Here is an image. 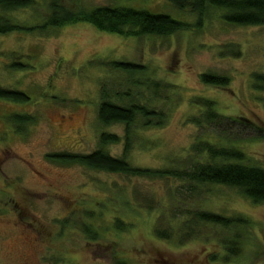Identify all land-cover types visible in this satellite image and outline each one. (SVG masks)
Instances as JSON below:
<instances>
[{
  "label": "rangeland",
  "instance_id": "obj_1",
  "mask_svg": "<svg viewBox=\"0 0 264 264\" xmlns=\"http://www.w3.org/2000/svg\"><path fill=\"white\" fill-rule=\"evenodd\" d=\"M101 6L196 23L190 11L165 0H35V6L5 15L38 27L61 12ZM222 15L212 10L200 30L166 38L124 37L85 22L0 34V87L31 98L26 105L0 101V264H264V203L234 188L190 192L177 179L129 177L47 158L89 154L103 133L120 137L108 151L124 156V126L104 127L98 120L101 86L130 87L128 75L102 65L121 61L147 67L137 77L164 86L151 104L167 116L162 127L134 129L131 165L189 169L200 161L193 146L207 140L241 150L245 165L264 169V87L255 80L264 75V26L231 25ZM15 62L25 67L16 70ZM204 74L227 77L228 85L205 84ZM132 88L142 102L150 101L146 90ZM199 99L213 103L215 123H195L205 111ZM14 113L35 122L18 134L6 121ZM196 211L241 224L195 223L189 216ZM157 229L173 237H159Z\"/></svg>",
  "mask_w": 264,
  "mask_h": 264
},
{
  "label": "trees",
  "instance_id": "obj_2",
  "mask_svg": "<svg viewBox=\"0 0 264 264\" xmlns=\"http://www.w3.org/2000/svg\"><path fill=\"white\" fill-rule=\"evenodd\" d=\"M181 11H190L196 16V23L179 20L170 13H155L149 10H139L129 7L101 6L92 10H84L79 14H56L47 22L38 27L21 26L8 18L5 14L20 9L35 6V0H0V34L13 32L30 33L34 29L45 31L60 28L65 25L85 22L93 25L102 32L112 33L124 37L155 36L166 38L180 32L200 30L212 10H220L222 19L235 26H264V0H165ZM65 12V11H64ZM102 65L110 71H118L128 75L130 87L125 90H114L106 84L101 86L98 120L104 127L123 125L125 128V150L123 157H114L108 151V146L120 143V137L115 134L103 133L99 138V147L89 154L53 153L47 158L64 164H80L88 168L108 173L123 174L129 177L146 179H177L190 187V192L196 187L217 185L238 190L243 196L254 203H264V169L245 165V154L235 148L222 147L211 144L207 140L199 141L192 148L193 154L200 158L189 169L166 168L144 169L131 165L127 160L131 150L134 129L139 125L142 128L162 127L167 116L163 110L151 104L152 99H159L164 93V86L151 80H142L137 76H145L147 67L131 62L110 61ZM14 69L24 68V62H15ZM202 82L217 87H226L228 78L213 74L201 76ZM256 82L264 87V75H257ZM146 90L150 95L148 103L142 102L140 91ZM169 87L168 85L166 86ZM170 88V87H169ZM0 101L26 105L31 98L25 92L0 87ZM202 104L205 111L195 123L205 125L215 123L217 116L213 111V103L208 100H196ZM6 121L18 134L35 122L29 114L14 113L7 116ZM215 121V122H214ZM203 156L206 161H203ZM152 206V205H150ZM149 209H153L149 207ZM189 216V215H188ZM195 223H207L229 227L238 226L232 219L206 211H196L191 217ZM238 221H242L240 218ZM241 223H239L240 225ZM192 228L191 225H187ZM156 234L165 239L173 237L171 232L157 229ZM238 244V243H237ZM233 248V247H232ZM232 250V249H231ZM236 254L237 252H232Z\"/></svg>",
  "mask_w": 264,
  "mask_h": 264
}]
</instances>
